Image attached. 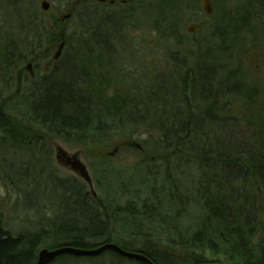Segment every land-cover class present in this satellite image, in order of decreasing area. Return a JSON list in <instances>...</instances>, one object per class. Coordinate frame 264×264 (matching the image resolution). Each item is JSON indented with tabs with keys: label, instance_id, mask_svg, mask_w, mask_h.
Returning <instances> with one entry per match:
<instances>
[{
	"label": "trees",
	"instance_id": "trees-1",
	"mask_svg": "<svg viewBox=\"0 0 264 264\" xmlns=\"http://www.w3.org/2000/svg\"><path fill=\"white\" fill-rule=\"evenodd\" d=\"M257 1L255 6L262 9L261 13L243 8L246 12L240 14L226 8L222 10L223 6L219 5L218 10L224 12L211 17L218 26L215 35L218 43L211 42L210 48L206 42H196V45L193 42L195 52L190 53L181 35V13L193 11L197 18L206 16L200 7L201 0H150L139 10L142 16L150 19L160 32H176L162 34L161 38L178 46L183 42L184 46L168 56L162 69L138 74V82L131 83L134 93L129 92L125 97L116 95L111 99L101 92L105 86L106 90L109 87L98 74L97 65V70L90 69L93 60L87 61L83 56L94 54L96 47L107 51L110 39L116 37L108 32L110 28L106 25L117 29L123 25V20H133V7L114 13L103 11L101 23L106 29L91 27V40L80 45L82 52L66 56L62 67L57 66L42 79H25L24 82L28 91L24 96L28 122L41 126L55 138L84 145L89 134L103 131V121L111 119L135 131H156L163 151L194 153L202 170L210 172L203 175L209 180L201 184L200 189L206 217L199 228L191 235L179 233L169 243L161 244V240H149L145 234L137 232L138 225H125L123 229L129 230V236L128 240L123 239L115 232L116 212H108L109 206L105 205L102 211L77 182H53L54 189L68 194V202L58 215L61 219L55 216L48 227L17 235L0 226V264H37L42 249L93 250L106 244L143 254L154 264H264V222H261L257 204L258 197L264 196V117L258 120L259 126L252 134L238 128L240 124L238 127L230 125L220 115L224 112L222 100L234 95L244 98L246 109L259 110L255 108L258 100L255 87L248 84L244 66L234 67L228 60L236 56L238 41L252 39L256 46L264 47V0ZM254 17L257 19L250 26ZM58 23L63 26L62 21ZM5 41H9V37L6 36ZM13 55L8 52L5 57L7 70L11 69ZM220 57L228 60L227 66L221 64ZM84 67L97 78L96 89H90L95 95L89 93L93 86L82 84L85 78L90 79L89 75L85 76ZM197 109L200 114H196ZM0 130L11 140L19 139L23 143L36 135L34 130L27 132L4 115L3 110H0ZM23 132L27 134L22 135ZM255 185L262 193L254 191ZM52 264L141 263L107 252L88 258L64 255Z\"/></svg>",
	"mask_w": 264,
	"mask_h": 264
},
{
	"label": "rangeland",
	"instance_id": "rangeland-1",
	"mask_svg": "<svg viewBox=\"0 0 264 264\" xmlns=\"http://www.w3.org/2000/svg\"><path fill=\"white\" fill-rule=\"evenodd\" d=\"M149 1L133 0L129 5L120 3L114 8L95 0H0V110L27 132L30 129L36 134L23 143L19 139L11 140L0 130V226L11 234L37 232L56 219L55 216L68 202V194L53 187L60 181L77 182L102 211L107 205L111 209L108 212H116L114 229L123 239L126 237L128 240L129 236V230H124V226L135 224L138 227L134 231L145 234L149 240H161V244H166L179 233L185 236L193 234L205 219L200 189L203 187L201 184L209 180L203 175L210 172L202 170L194 153L163 151L156 131H135L109 119L103 121V131L89 134V140L80 145L70 142V139L55 138L41 126L28 122L25 79H42L57 66L62 67L66 56L82 52L80 45L91 40V27L106 29L101 23L103 11L114 13L124 7L130 10L133 7V20H123V25L117 29L106 25L110 28L108 32L116 37V40L110 39L107 51L93 46L97 48L96 52L89 57L83 56L87 61L93 60L89 65L91 70L100 69L98 74L109 87L106 90L105 86L101 92L107 93L111 99L116 95L125 97L129 92L134 93L131 83L137 81L138 74L162 69L168 56L176 54L180 46L182 49L186 44L187 50L194 53L193 42L195 45L196 42H206L210 48L211 44L218 43L215 36L217 24L207 20L205 15L195 17L193 11L181 13L184 44L182 42L178 46L164 40L162 34L176 32H160L150 19L142 16L139 10ZM45 2L49 4L48 10L43 8ZM211 2L214 16L224 12L218 10L219 5L223 6L222 10L226 8L240 14L246 12L243 11L245 8L262 12L255 6L259 2L257 0ZM200 7L203 8V0ZM147 16L151 18L148 13ZM256 19L254 17L250 26ZM60 21L62 27L58 23ZM202 22L205 23L203 28L188 32L190 25ZM6 36L9 41H5ZM237 43L236 56L228 60L234 67L244 66L243 74L248 84L255 87L258 99L255 108L259 110L246 109L244 98L234 95L222 100L220 104L224 112L220 115L230 125L237 124L238 127L240 124L238 128L255 134L253 129L259 126L261 116L264 117V47L256 46L252 39ZM61 44L64 47L60 50ZM59 51L61 59L55 61ZM8 52L14 54L9 70L5 59ZM219 59L222 65H228L225 57ZM31 65L30 71H34L35 77L30 76ZM84 69L85 76L89 75L90 79L85 78L82 84L85 87L90 84L93 87L89 90L94 91L97 78L93 77L90 69L89 72L86 67ZM91 90L88 92L95 95ZM63 154L78 156L87 170L90 183L70 166H65L61 158ZM254 187V191L262 193L259 186ZM257 204L261 222H264V196L258 197Z\"/></svg>",
	"mask_w": 264,
	"mask_h": 264
},
{
	"label": "water",
	"instance_id": "water-1",
	"mask_svg": "<svg viewBox=\"0 0 264 264\" xmlns=\"http://www.w3.org/2000/svg\"><path fill=\"white\" fill-rule=\"evenodd\" d=\"M43 8L44 10H48L49 4L45 2L43 4ZM203 10L208 16V18L212 16L213 11H212V6H211V0H203ZM204 25H205L204 22L197 24V25H190L188 27V32L194 33L197 30L204 27ZM63 47L64 45H62V48ZM59 57H60V51L58 52V54L55 56L54 59L57 60ZM61 156H62L61 158H63V163L65 164V166H70L72 170H74L77 174H79L82 178H84L88 183H90L87 170L85 166L78 160V156L76 155L68 156L65 154ZM107 252H114L123 258L137 261L142 264H154L145 255L140 254V253H132V252L125 251L115 244H106L94 250H77V249L70 248V247H61V248L54 249V250L43 249L39 252L37 264H52L54 261H56L58 258L64 255H73L76 257L88 258V257H100L104 253H107Z\"/></svg>",
	"mask_w": 264,
	"mask_h": 264
},
{
	"label": "flooded vegetation",
	"instance_id": "flooded-vegetation-1",
	"mask_svg": "<svg viewBox=\"0 0 264 264\" xmlns=\"http://www.w3.org/2000/svg\"><path fill=\"white\" fill-rule=\"evenodd\" d=\"M90 1V0H89ZM95 1H97L99 4H104V5H107L108 6V4H109V6H111V7H117L118 6V4H120V3H122L123 5H129L132 1L131 0H95ZM127 7H124L123 9H126ZM212 9H213V5H212ZM59 59H61V58H59ZM58 59V60H59ZM57 61V60H56ZM53 63V62H52ZM50 65V64H49ZM33 68V66L31 65V66H29V71L31 70ZM30 76L31 77H35V73H34V71H30Z\"/></svg>",
	"mask_w": 264,
	"mask_h": 264
},
{
	"label": "bare ground",
	"instance_id": "bare-ground-1",
	"mask_svg": "<svg viewBox=\"0 0 264 264\" xmlns=\"http://www.w3.org/2000/svg\"><path fill=\"white\" fill-rule=\"evenodd\" d=\"M57 60H58V59H57ZM55 61H56V60H55ZM74 249H76V248H74ZM77 250H81V249H77ZM54 262H55V261H54ZM54 262H53V263H54Z\"/></svg>",
	"mask_w": 264,
	"mask_h": 264
}]
</instances>
